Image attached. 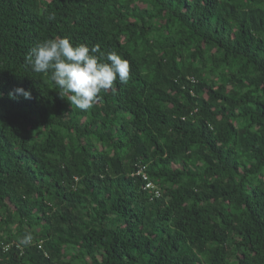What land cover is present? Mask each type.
Returning a JSON list of instances; mask_svg holds the SVG:
<instances>
[{"label": "trees", "instance_id": "trees-1", "mask_svg": "<svg viewBox=\"0 0 264 264\" xmlns=\"http://www.w3.org/2000/svg\"><path fill=\"white\" fill-rule=\"evenodd\" d=\"M56 37L127 83L71 105ZM0 264H264V0H0Z\"/></svg>", "mask_w": 264, "mask_h": 264}, {"label": "clouds", "instance_id": "clouds-1", "mask_svg": "<svg viewBox=\"0 0 264 264\" xmlns=\"http://www.w3.org/2000/svg\"><path fill=\"white\" fill-rule=\"evenodd\" d=\"M54 17L53 13L49 19ZM25 61L34 73L50 71V79L59 88V96L67 97L71 105L81 110L90 109L98 93L111 89L117 79L122 84L127 83L130 71L129 62L115 51L105 56L99 46L90 49L85 44L74 45L67 37L36 43L26 54ZM9 96L30 99L31 93L16 88Z\"/></svg>", "mask_w": 264, "mask_h": 264}, {"label": "built area", "instance_id": "built-area-1", "mask_svg": "<svg viewBox=\"0 0 264 264\" xmlns=\"http://www.w3.org/2000/svg\"><path fill=\"white\" fill-rule=\"evenodd\" d=\"M141 171L137 172V175L141 174ZM144 180L146 181V184L144 186V189H149V190H154V196L155 198H158L161 195L160 190L154 185L153 182H150L146 176H144ZM8 249L7 247H5V250Z\"/></svg>", "mask_w": 264, "mask_h": 264}]
</instances>
